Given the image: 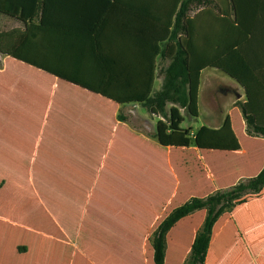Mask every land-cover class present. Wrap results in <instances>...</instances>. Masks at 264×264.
<instances>
[{"label": "crops", "instance_id": "obj_1", "mask_svg": "<svg viewBox=\"0 0 264 264\" xmlns=\"http://www.w3.org/2000/svg\"><path fill=\"white\" fill-rule=\"evenodd\" d=\"M79 1L76 17L87 22H98L97 26L100 29L96 33H90L89 31L86 32L80 24V32H75L72 37L69 35L67 38L68 40L72 39V47H66V39L63 36L61 42L63 49L59 52L63 67L62 71L68 72V75L71 76H78L79 73L82 76L81 78H85L88 75L90 76L88 78L90 84H102L99 82L100 77L98 72H112V76L120 75L119 73L122 72L124 75H122L121 85L140 88L144 84L145 73L151 68L154 61L156 65V78L153 95L161 91L165 79L163 71L168 67L170 60L164 58L162 53L157 56L154 55L155 39H153V48H146L143 38L140 37V33H135L134 31L130 33L128 30L131 27L128 23V13L130 11L127 0H121L118 4H114V1ZM159 46H162V44L159 43ZM0 57L1 206L2 208L12 206L4 202L2 198V193L7 188L8 182L14 181L15 185L17 183L20 184L23 186V192L28 195L24 197V201L19 206L16 205L9 213L3 214L0 211V222L11 226L13 232L22 231L25 234L27 233L29 237L44 235L47 240L51 237L53 240H50L58 243V247L63 252V246L68 243V234L63 230L64 227L61 221L66 213L65 192L64 190L61 192L58 190L57 193L53 191L50 194L48 193V186L44 187L43 185L40 190L37 184L46 183L44 176L52 174L53 176H57L59 182L61 179L64 189L67 129L77 134L76 138L79 145L74 144V148L79 152L82 150L94 151L96 150V146L101 145L99 148L102 153L101 161L94 163L95 165L99 164V166H103L108 161L110 153L113 150L119 152L118 150L130 151L136 149V152H139L148 149L150 147L149 143H151L146 140L148 138L141 135L136 136L139 132L133 130L135 128L132 129L129 123L126 122L125 119L127 118L120 115L121 109H131L138 106L142 107L143 105L137 102L128 104L116 103L111 99L93 93L43 69L19 61L12 56L0 53ZM19 65L24 68L19 70ZM19 71H22L24 75L22 73L19 74ZM24 76H26V80L22 78ZM39 78H42V81L45 80V98L39 84ZM115 80L117 79L112 77L110 81L108 79L107 83H105L106 85L109 83L112 86L119 85ZM20 82H23L24 85H20ZM27 83L29 84L27 85ZM157 84L161 86L159 90H156ZM19 90L20 94L27 93V96L32 97L35 108L38 111H40L38 105L39 99L43 98L42 104L45 99L46 111L44 116H46V127L44 129L49 128L52 121L54 126H50L49 130L47 129L49 132L46 131L48 142H46V146L43 149V152L46 154L45 157L43 154H40L41 147L45 142V138L43 137L46 135L45 130H43L41 137L35 143H33V139L31 138V140L29 139L30 145L26 138L22 142L19 141ZM20 101L23 104L25 96H21ZM108 108L113 110L108 112ZM129 112L133 111L129 110ZM148 113V115H153L150 112ZM135 115L149 122L144 112H135ZM155 125L157 127V123ZM222 125L223 123L219 124L218 127L216 126V128H220ZM244 127L246 128L245 124ZM158 144L160 147L162 146L160 143ZM165 148L171 149L175 147ZM210 151L232 154L246 152L243 147L240 151L236 152L214 150L204 152ZM91 163L92 161H90ZM20 165L23 171H19ZM43 166H45V170H41ZM206 166L209 167V164L207 163ZM37 167L40 168L38 172L36 170ZM262 169L259 170L256 176ZM12 175H18L19 179L13 180ZM95 175H97L96 169ZM261 193H264V189ZM26 199H30L31 201L34 199L36 201L47 200L46 204H50L55 209L57 217L56 215L48 214L44 207H40V204L38 206L33 205L28 201L26 202ZM83 204L84 201L80 199L79 210H77V214L79 213L77 224L75 221L70 222L73 225L72 231L74 232L70 235L72 237L76 235V229L78 230L82 223L83 214L86 210V205ZM58 217L57 224L54 218ZM183 221L184 219L177 224V228H181L180 224ZM54 228L60 232L63 238L56 239L53 235L47 234V232H50L49 230H53ZM198 232L199 230L194 233L193 239L189 244L183 245L185 246L184 250L180 249V251H177L178 257L174 255V258H177V260L173 259L174 264L186 263ZM104 242L106 243L101 242L100 244L105 248V254H100L97 259H94L93 264H155L153 248L147 256L142 250H137V254H131L128 253L129 250L119 251L111 245V242ZM123 244L129 247V241ZM32 246L33 244L28 242H21L15 245V253L21 258L20 264H34V260L31 259ZM137 246L139 247V244ZM175 246L176 243L173 244V250ZM167 251L165 264L167 263ZM113 253L118 255L119 258L114 257ZM44 255L47 257H44V259L40 258L38 264H51L54 260L53 256L51 254ZM60 255L59 251L57 262H60V258L62 257ZM0 264H5V261L1 258ZM204 264H264V194L237 205L233 210L224 213L218 219L213 228L212 239Z\"/></svg>", "mask_w": 264, "mask_h": 264}, {"label": "rangeland", "instance_id": "obj_2", "mask_svg": "<svg viewBox=\"0 0 264 264\" xmlns=\"http://www.w3.org/2000/svg\"><path fill=\"white\" fill-rule=\"evenodd\" d=\"M212 1L213 4L209 7L214 9L218 5L225 6L227 0ZM14 28L23 29L24 25L16 19L0 14V32ZM23 68L18 66L19 70ZM21 73L24 75L22 71H19V74ZM22 78L26 80V76ZM201 82L200 116L198 118L191 116L188 109L182 106L183 101L179 104L171 103L172 98L169 93L166 95L170 98L166 108L167 115L172 106H178L185 117L182 128L190 130L192 135L202 126L218 127L229 116L246 152L232 154L210 151L205 153L194 146L189 149L160 147L155 123L159 119H165L166 115L155 116L153 114L155 117L148 115V112L150 114L152 112L146 105L121 109L120 115L127 118L125 120L132 129L135 128L133 130L139 132L136 136L141 135L148 138L146 140L151 142L150 147L139 152H136V149L118 150L119 152L113 150L103 166L94 164L101 161L102 153L99 150L101 145L96 146L94 151L79 152L74 148V144L79 145L77 134L67 129L64 189L61 179L59 182L57 176L52 174L44 176L46 183L37 185L40 190L43 185L48 186L50 194L53 191L57 193L58 190L60 192L64 190L66 213L61 221L63 230L68 234V243L63 246V252H61L58 243L51 241L53 240L51 237L48 240L44 235L29 237L22 231L13 232L11 226L0 222V258L5 261V264H20L21 258L15 253V245L21 242L33 244L31 259L34 260V264H38L40 258L47 257L44 254L53 256L54 260L48 261L51 264H93L94 259H97L100 254H105V248L100 244L101 242L106 243L104 241L111 242V245L119 251L129 250L128 253L137 254V250H142L148 256L153 248L152 239L155 232L176 208L184 205L194 196H196L194 198L203 199L215 194L218 190L229 189L246 179L255 177L259 170L264 168V138L247 129L240 109L246 101L245 90L223 71L214 68L204 70ZM19 84L24 85L23 82ZM39 84L45 98V80L42 81V78H39ZM160 88V84H157L156 90ZM27 95V93L19 95L18 127L19 141L22 142L26 138L30 145V140L33 139L35 143L45 130L46 102L44 99L42 104L43 98L39 99L40 111H38L32 97ZM21 96H25L23 104L20 101ZM112 110L108 108V112ZM141 111L147 115L149 122L135 115V112ZM42 112H44L43 115ZM50 126H53V121L50 122L49 128ZM49 128H46L44 132ZM47 132L43 136L45 142L40 150V154L44 157L46 154L43 149L48 142ZM90 161H92L91 164ZM207 163L209 167L206 166ZM45 169V166L41 167V170ZM95 169L97 175H95ZM36 170L38 172L40 168L37 167ZM19 171H23L21 165ZM18 175H12V179H19ZM13 182H8L7 188L2 193L4 202L12 205L2 208L0 203V211L3 214L9 213L16 205L19 206L24 201V197L28 196L23 192V186L18 183L16 186ZM263 194L248 195L246 199L250 201ZM80 199L84 201L83 205H86V210L80 227L76 229V235L72 237L70 235L74 232L70 222L75 221L77 224ZM27 201L37 206L40 204V207H44L48 214L57 217L55 209L50 204H46L47 200L26 199ZM204 210H198L194 212H198L196 215L191 216V214L183 218L181 228H177L176 224L167 234L166 264H174L173 259L177 260L174 255L178 257L177 251L184 250L183 245L189 244L194 233L201 229L205 216H207V210ZM54 219L58 224L59 217ZM98 220L100 221L97 223ZM49 231L48 235H53L56 239L63 238L57 229ZM126 241H129V247L123 244ZM174 242L176 246L173 250ZM59 251L62 257L60 262H57ZM113 255L119 258L118 255L114 253Z\"/></svg>", "mask_w": 264, "mask_h": 264}, {"label": "trees", "instance_id": "obj_3", "mask_svg": "<svg viewBox=\"0 0 264 264\" xmlns=\"http://www.w3.org/2000/svg\"><path fill=\"white\" fill-rule=\"evenodd\" d=\"M87 2V0H83ZM103 2L121 0H99ZM125 1V0H123ZM130 33H140L146 48L154 55L162 53L170 60L164 70L161 91L153 95L156 65L144 76L140 88L121 85L122 72H98L99 82L90 84L88 75L81 78L64 72L59 52L72 47L68 36L79 33L80 24L96 33L98 22L76 17L79 0H0V14L20 21L24 28L0 32V53L43 69L119 104L140 103L152 114L164 116L157 122L156 136L163 147L190 148L208 151L236 152L242 149L240 140L227 116L220 128L202 126L192 135L182 128L185 120L178 106L167 115V103L183 101L191 116H200L202 72L209 68L223 71L244 90L246 101L240 106L248 131L264 138V0H227L225 6L211 9L212 0H127ZM143 4V5H142ZM159 43L162 46H159ZM68 69V68H66ZM102 75V76H101ZM116 78L119 85L107 80ZM106 82V83H105ZM83 84V85H82ZM169 91V92H168ZM174 95V96H173ZM264 189V168L252 178L206 198H192L176 208L158 227L152 239L155 264H165L167 234L183 218L198 210H207L205 221L185 264H204L215 223L235 206L247 202L248 195H259Z\"/></svg>", "mask_w": 264, "mask_h": 264}]
</instances>
